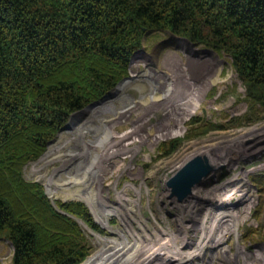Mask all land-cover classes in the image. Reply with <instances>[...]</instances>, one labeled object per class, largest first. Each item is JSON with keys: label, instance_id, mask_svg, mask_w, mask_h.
Wrapping results in <instances>:
<instances>
[{"label": "rangeland", "instance_id": "obj_1", "mask_svg": "<svg viewBox=\"0 0 264 264\" xmlns=\"http://www.w3.org/2000/svg\"><path fill=\"white\" fill-rule=\"evenodd\" d=\"M179 38L170 32H147L141 51L131 59L127 84L107 96L100 107L86 112L83 108L82 114L71 120L84 124L87 133L74 138L67 131L58 132L53 139L62 140L63 149L72 151L73 156L43 165L39 160L47 145L45 152L23 169V178L39 183L57 210L58 201L80 202L99 227V231L93 230L81 219L69 216L81 227L91 248L81 264L99 248L96 236L128 246L129 255L140 248L146 254L159 251L168 256L161 264H176L170 256L181 258L189 253V264H264V136L241 142L229 139L262 125L264 110L256 115L249 111L245 89L227 55L194 45L199 56L194 58L189 44ZM192 58L207 68L212 67V59H219V83L201 90L197 110L182 123L180 135L161 136L167 128L163 125L165 113L173 104L166 94L180 91L181 97L174 99L178 103L195 87L183 69L191 68ZM215 67L209 76H214ZM123 106H128V114L112 126L108 119ZM168 123L173 125L172 120ZM125 131L130 132L125 149L105 160L96 145H103L110 133L120 136ZM154 136L160 137L155 143L151 142ZM118 147L115 144L111 149ZM202 155L210 160L212 169L179 200L168 182L184 167L187 157L193 160ZM241 187L251 191V203L241 201L236 192ZM67 193L71 197L65 199ZM90 193L95 202L75 199ZM214 202L238 216L219 221L212 215L204 217L219 210ZM12 255V245L1 236L0 264H12Z\"/></svg>", "mask_w": 264, "mask_h": 264}, {"label": "trees", "instance_id": "obj_2", "mask_svg": "<svg viewBox=\"0 0 264 264\" xmlns=\"http://www.w3.org/2000/svg\"><path fill=\"white\" fill-rule=\"evenodd\" d=\"M147 32L227 55L249 111L264 110V0H0V237L12 264H81L90 255L69 217L99 231L85 206L58 201L57 210L22 172L71 114L128 76Z\"/></svg>", "mask_w": 264, "mask_h": 264}, {"label": "bare ground", "instance_id": "obj_3", "mask_svg": "<svg viewBox=\"0 0 264 264\" xmlns=\"http://www.w3.org/2000/svg\"><path fill=\"white\" fill-rule=\"evenodd\" d=\"M182 41H184V40H182ZM188 48H189V51H190L189 53L192 54V55L193 54L195 55L194 58H199V56H197L198 54L195 53V51L198 50V49L194 48L193 45H189ZM204 51L208 55H211L212 54L208 50H204ZM168 56L170 57V55H168ZM173 56H171V57H173ZM193 60H191V59L189 60V62L192 64L191 68L189 67V69L188 68L186 69L183 66L182 67H183L184 70H186V72L189 74V76L195 82L194 83L195 84V87H193V88L191 87V89L189 88V90L187 91L188 92V97L185 98L184 101H179L178 100V103H176L174 99H175V97H177V98L178 97L179 98L181 97L180 96L181 93H179L180 91L176 90L175 92H169V93L166 94L165 97L168 100L172 101L173 104H172V108L169 109V111L167 113H165V123L163 125L165 127H167V128H166V131L161 136L167 137V136L180 135L183 132L182 123L186 120V118L188 116L192 115L193 112H194V110L196 109V107H198L199 97L200 96L202 97L201 90L203 91L204 89L210 87L211 85L216 84V83H219V81H218L219 79L217 78V76H218L217 73L219 71L220 65L222 64V62L219 59H217V58L214 59V60L212 59V62H213L212 63V67L213 66L214 67L217 66V67H215V71H214V76L213 77H211V76L208 75L210 73V70H211L212 67H209L208 66V68H207V66H201V63L199 61H195V60L193 61ZM194 63L196 65H194ZM179 66L180 65H178V67ZM176 71L178 73V70L177 69H176ZM189 76H185V78L186 77H189ZM194 79H196L197 81L194 80ZM126 80H130V78L129 79H126ZM126 80L123 81L120 85H118L117 89L119 87H123L124 85H126L127 82H128ZM105 101H106V99L103 102H105ZM103 102H99L96 105H93L91 107L86 108L84 110V112L89 111L92 108H98V107H100V105ZM101 107H103V106H101ZM128 112H129L128 106L127 107H124V106L121 107L119 109V111H117L114 114V117L108 119L109 124H111L113 126V124L119 123V121L122 118H124L128 114ZM169 120H172L173 125H171V124L168 123ZM76 124L71 121L68 124V126L65 129H63V131H61V132L67 131V132L70 133V135H73L74 138L75 137H79V136H84L87 133L84 130L86 128L84 126V124H83V126L82 125L80 126L81 123H79L77 125ZM88 127H89V125H88ZM129 133L130 132L125 131V133L122 134V135H120V136H118L117 133L115 134L114 132L112 134L110 133L109 134V137H107V139L104 141L103 145H102V142L99 143L98 145H96L97 146V149L101 151V154L103 156H105V160H111V159H113L114 157H116V153H118L119 151H122V150L125 149L126 142L130 138ZM61 136L62 135H60V137ZM253 136L256 137V138L257 137L264 136V123L262 125H260V126H256V127H253L251 129H249L244 134H241V132H240L236 136H231L229 139L230 140H233V141L235 139H239L237 142H239V141L241 142V140H244L245 141L249 137H253ZM71 137L72 136H70V138ZM159 138H160L159 136H154L153 139L151 140V142L155 143ZM226 139H228V138H225V140ZM60 141H62V140H59L58 141L57 139H55L54 141H52L48 145L49 146L48 149L46 150V152L44 153V155H42V157L40 158L39 162H43L44 163L43 165H45V164H48L49 162L54 161V160L64 161L65 159H67V158L69 159L71 156H73L72 155L73 154L72 151L66 150V148L63 149L64 148V144L62 142H60ZM68 141H69V139H68ZM115 144H117L119 146L118 149H115V150L111 149L112 145H115ZM210 148H208L207 151H209ZM202 156H204V155H202ZM190 161H191V158L187 157V159L184 160V166L188 162H190ZM38 164L39 163H37V165ZM38 167H40V166H38ZM252 170H254V169H252ZM44 176H45V174H44ZM49 179H51L50 176H49ZM234 180H232V181H234ZM49 182H50V180H49ZM82 183H84V182H82ZM84 184L85 185H89V183H84ZM77 190L78 191H82L80 189H77ZM214 190H216V189H214ZM236 192H238V195L241 197V201H243L245 203H251L252 202V194L250 193L251 191H248L246 188L241 187V189L238 188L236 190ZM84 194L85 193H83L82 195H84ZM81 196L80 197H75V199H84L89 204L92 203L93 200H94V202L96 201L95 200L96 198L94 196H92L91 193L85 195L84 197H81ZM64 197H65V199L70 198L71 197V194L70 193H67V195H65ZM218 202L219 203H223V202H220V201H218ZM219 203L214 202L213 203L214 208L215 207L216 208L217 207H220L221 204H219ZM248 205L249 204H246L245 205L246 207H244L246 209V211H245L246 213H247V211L249 209V206ZM218 209L219 210L218 211L216 210L214 213H212V212H210L209 214L206 213L204 217H207V216L209 217V216L212 215V216H214L215 221H217V220L219 221V220H223L224 218L225 219H227V218L235 219L238 216V214L236 212H235V214L237 216H234L233 215L234 213L227 212V211H225V209H221V207L218 208ZM212 211H214V210H212ZM240 213L241 212H239V214ZM102 221H103V219H102ZM103 224L106 225V220L103 221ZM203 234H205V233H203ZM96 239H97V243H98L99 248L83 264H161V260L163 261L165 258L168 257V256L163 257L162 254L159 251H157V252L156 251L155 252L154 251L153 252L150 251L148 254H146L145 252H143V249H141V248L138 249V250H135V252L133 254L129 255L128 254V250H129L128 246L127 247H123L122 243H118L116 240H110V239H106V238L105 239H100L97 236H96ZM199 244L196 246V248H195L196 250L198 248H200V245ZM138 253H140V254L136 257V255ZM165 253H167V252H165ZM127 254L129 256L125 258V256ZM143 254H145L146 257ZM191 254L192 253H189V254L185 255L184 257H181V258H177V257H173V256H170V257L172 258V262H174L176 264H189V261H190V258L189 257H190Z\"/></svg>", "mask_w": 264, "mask_h": 264}, {"label": "water", "instance_id": "obj_4", "mask_svg": "<svg viewBox=\"0 0 264 264\" xmlns=\"http://www.w3.org/2000/svg\"><path fill=\"white\" fill-rule=\"evenodd\" d=\"M181 39V38H179ZM181 40H184L185 42H189L188 39L183 38ZM141 50H137L133 55L132 58L134 57V55L137 52H140ZM131 58V59H132ZM131 63V61H130ZM126 79H129V76L124 78L123 80H121L114 89L110 90L109 92H107L102 98H100L98 101H95L93 103H90L89 105L86 106V108L91 107L93 105L98 104L99 102H103L107 96H110L113 92H115V90H117L118 85H120L123 81H125ZM86 108H84L83 110H85ZM82 110V111H83ZM82 111L80 110L71 114L70 118L68 120V122L65 124V126H63L59 132H61L63 129H65L68 126V123L71 122V120L73 119V117L76 114H80L82 113ZM53 141V140H52ZM50 141L48 143V145L52 142ZM212 169V165L210 163V160L203 156V157H196L193 160H191L190 162H188L181 170H179L174 177H172L170 179V181L168 182V186L171 187L172 191L174 192V194H176V196L178 197L179 200L185 198L186 196H188V194L190 193L191 189L193 188V186L198 183L201 178L203 176H206L209 171Z\"/></svg>", "mask_w": 264, "mask_h": 264}, {"label": "flooded vegetation", "instance_id": "obj_5", "mask_svg": "<svg viewBox=\"0 0 264 264\" xmlns=\"http://www.w3.org/2000/svg\"><path fill=\"white\" fill-rule=\"evenodd\" d=\"M184 43H186V45H187V43H188L189 45H193V46L196 45V44L191 43L190 41H189V42H185V41H184ZM189 45H188V46H189Z\"/></svg>", "mask_w": 264, "mask_h": 264}]
</instances>
